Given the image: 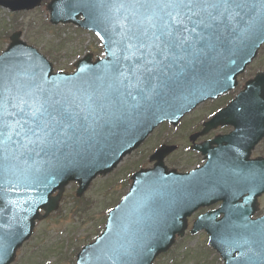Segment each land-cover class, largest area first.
I'll return each instance as SVG.
<instances>
[{
  "label": "water",
  "instance_id": "1",
  "mask_svg": "<svg viewBox=\"0 0 264 264\" xmlns=\"http://www.w3.org/2000/svg\"><path fill=\"white\" fill-rule=\"evenodd\" d=\"M41 1L0 0V5L20 11L33 9ZM127 2L104 0L101 5L94 0L87 4L84 0H51L46 5L53 24L72 22L100 33L97 36L104 46L105 59L92 62L89 53L75 64L74 73H53L52 64L21 40L20 31L10 37L8 48L0 55L10 66L5 85L10 90L0 88V126L7 125L3 131L11 135L0 153V159L7 156L4 167H0V235L8 239L7 247L0 250V264H11L36 221L58 209L69 181L78 183L76 194L80 197L93 179L111 172L159 123L167 120L177 124L199 103L231 89L236 76L264 42V0H250L246 14L241 13L231 24L225 22L221 40L210 53L191 63L173 64L163 80L145 78L140 88L127 87L135 83V77L129 75L121 84L114 68L125 47L118 33L121 25L128 23L127 9H117ZM120 62L121 70L132 63ZM142 72L143 68L136 75ZM36 85L45 90L43 96L51 94L72 113V119L64 121L67 134L58 126L44 143H29L24 138L23 131L29 126L27 105L23 113L13 107L22 98L31 99L28 93ZM249 93L255 121L260 113L264 117V74L250 81L246 90L219 113L234 112L238 104L247 102ZM263 135L264 130L258 132L256 141ZM226 142L224 155L213 150L201 169L186 174L170 170L163 163L174 147L158 149L151 157L156 160L154 167L132 176L129 192L109 212L104 231L77 254L76 264H152L168 251L177 235H184L187 217L198 207L219 200H223V207L200 216L191 232L206 229L209 244L224 264H264V216L252 218L258 209L257 198L264 192V170L250 167L249 175L245 167L234 164L237 138L230 134ZM248 176L250 201L236 203L243 193L239 188L241 178ZM221 213L223 217L218 219Z\"/></svg>",
  "mask_w": 264,
  "mask_h": 264
},
{
  "label": "rangeland",
  "instance_id": "2",
  "mask_svg": "<svg viewBox=\"0 0 264 264\" xmlns=\"http://www.w3.org/2000/svg\"><path fill=\"white\" fill-rule=\"evenodd\" d=\"M45 3L17 13L0 7V53L7 47L9 36L21 30L23 40L37 48L53 64L55 71H73L74 63L90 52L95 57L103 56L102 45L92 32L73 24L52 25ZM169 130L165 125L156 129L143 148L126 157L111 174L95 179L82 196H76L77 183H70L59 209L37 225L12 264H75L78 251L101 233L107 212L128 191L129 176L147 162V156L156 146L170 138ZM263 212L262 197L258 214ZM207 239L204 232L187 233L153 264H222L218 254L208 246Z\"/></svg>",
  "mask_w": 264,
  "mask_h": 264
},
{
  "label": "snow or ice",
  "instance_id": "3",
  "mask_svg": "<svg viewBox=\"0 0 264 264\" xmlns=\"http://www.w3.org/2000/svg\"><path fill=\"white\" fill-rule=\"evenodd\" d=\"M88 2L89 0H84L85 4ZM94 2L104 4V0ZM250 7V0H128L127 4L121 3L117 11L127 9L125 19L128 23L122 24L121 33H118L125 45L122 58L114 62L115 71L121 78L119 82L123 84L131 75L135 77V83L130 82L127 87L140 88L145 78H166L175 63H191L194 59L207 55L221 40L227 26L225 22L231 24L241 13L246 14ZM97 35L100 36V33L97 32ZM121 59L132 62L129 68L121 70ZM9 67L4 63V57H0V88L5 92L10 90L5 87ZM141 68L143 72L137 76L136 73ZM12 80L15 83V77ZM16 87L19 85L16 84ZM44 91L42 86L36 85L28 93L31 99L22 98L18 105H13L22 113L27 105L25 115L29 126L23 131V135L29 143H44L45 138L58 126H61L60 131L66 135L68 126L64 121L72 119L68 107L51 94L43 96ZM128 95L136 98L131 92ZM2 103L0 100V105ZM17 124L21 129L24 128L19 121ZM3 127L7 125L0 126V153L5 151L4 145L11 140V135L3 131ZM15 135L20 136L21 132L15 131ZM31 137H35V140ZM6 160V155L0 159V167H4ZM7 245V236L0 235V250Z\"/></svg>",
  "mask_w": 264,
  "mask_h": 264
},
{
  "label": "flooded vegetation",
  "instance_id": "4",
  "mask_svg": "<svg viewBox=\"0 0 264 264\" xmlns=\"http://www.w3.org/2000/svg\"><path fill=\"white\" fill-rule=\"evenodd\" d=\"M259 73H264V44L258 50L257 57L246 68L244 73L238 76L235 88L199 105L191 113L185 115L177 127L169 126V132L172 134L165 143L175 145L177 149L165 158V163L168 167L174 168L179 172H190L201 167L206 162V154L197 148L202 145L204 147L214 148L218 150L219 156H222V152L228 148L226 136L235 133L238 137V142L235 147L236 152L233 154L234 163L247 167L249 174L250 165H253L255 162H262V167L264 168V136L250 148L251 142L255 140L254 134L256 128L258 127L260 130H264V122L254 123L250 121V98L247 107L241 108L247 109V112L237 111L232 114H227L219 118L214 124L208 125V122L215 114L225 109L244 89L245 84ZM228 118L233 119V121H227ZM250 131L253 135L252 138H250ZM214 140L216 143H211ZM149 156H147V162L142 163L139 168L152 166V163L149 161ZM248 197L249 194H243L241 200ZM220 204L218 203L216 206L210 208L199 209L189 219V227L192 226L193 220L198 215L207 210L215 209Z\"/></svg>",
  "mask_w": 264,
  "mask_h": 264
}]
</instances>
